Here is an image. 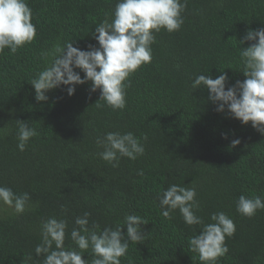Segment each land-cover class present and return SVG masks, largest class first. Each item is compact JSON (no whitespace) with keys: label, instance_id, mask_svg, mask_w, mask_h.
I'll return each mask as SVG.
<instances>
[{"label":"trees","instance_id":"16d2710c","mask_svg":"<svg viewBox=\"0 0 264 264\" xmlns=\"http://www.w3.org/2000/svg\"><path fill=\"white\" fill-rule=\"evenodd\" d=\"M27 2L36 38L16 54L8 49L0 54V186L17 195L27 192L33 210L0 212V264H41L35 247L42 221L65 218L70 233L84 212L91 214L89 227L95 222L100 229L122 224L129 214L149 222L141 225L144 241L130 243L121 264H201L189 251L200 226H187L178 210L172 219L161 215L159 195L172 184L196 188V214L205 223L221 211L234 221L235 234L225 241L229 251L217 264H264V210L252 218L236 211L241 195L264 197V136L227 109L217 112L207 89L190 87L196 75L215 79L223 70L226 90L245 79L238 40L264 27V0H187L181 29L156 34L152 62L130 77L122 111L98 101L100 92H90L91 82L76 85L71 96L61 85L43 102L36 101L30 84L53 44L73 40L81 50L98 47L92 33L111 18L118 0ZM16 121L37 131L23 152L17 148ZM107 132L147 136L141 141L145 154L121 158L113 168L97 155L102 149L96 139ZM234 139L241 143L232 148ZM122 232L126 235V227ZM65 246L75 247L69 236ZM82 258L90 262V250Z\"/></svg>","mask_w":264,"mask_h":264},{"label":"clouds","instance_id":"9594fccd","mask_svg":"<svg viewBox=\"0 0 264 264\" xmlns=\"http://www.w3.org/2000/svg\"><path fill=\"white\" fill-rule=\"evenodd\" d=\"M186 7L187 0H118L111 18H105L92 33L98 47L90 44L88 50H81L73 46L72 40L63 44L57 42L43 53L47 63L30 82L36 101H47L46 93L61 85L67 86V94L71 96L76 85L91 82L90 92H100L98 101H104L113 111L125 110L130 77L152 62L156 34L161 30L173 33L181 29ZM36 36L37 29L27 0H0V54L5 49L16 54ZM246 41L253 43L242 48L240 45ZM238 42L239 72L245 77L243 81L237 80L226 90L227 73L219 70L221 74L215 79L210 75H196L190 87L193 91L207 89L208 100L217 106V112L227 109L232 118L242 125L251 123V127L264 136V27L249 29ZM16 122L17 148L23 152L29 140L37 136V131L25 121ZM2 132L3 128H0ZM224 138L227 139V135ZM142 140L146 141L147 136L140 138L132 132H107L96 139L97 147L102 149L97 155L117 168L121 158L136 160L145 154ZM240 143L239 139H234L231 147ZM138 174L143 175V172ZM196 196L194 186L170 185L159 195L161 215L172 219L178 210L187 226H200L199 233L189 239V251L198 254L201 264H217L229 251L225 241L226 237L234 236L235 223L222 211L211 214L212 222L205 223L196 214L200 209ZM30 199L27 192L17 195L10 187L0 186V212L10 209L12 214L20 215L32 211ZM258 210H264V197L260 195L251 198L241 195L236 203V211L247 218L255 216ZM61 211L67 213L64 206ZM90 215L84 212L77 216L70 233L65 218L52 216L42 221L41 242L35 247L36 256H43L41 264H121L120 258L126 256L129 244H140L146 237L141 225L149 222L139 215H125L122 224L103 229L95 222L89 227ZM124 227L126 235L122 232ZM66 236L75 247L65 246ZM89 250L90 262L82 258Z\"/></svg>","mask_w":264,"mask_h":264}]
</instances>
